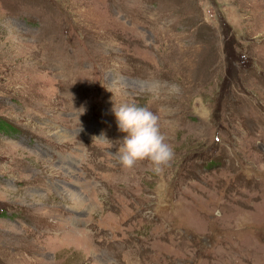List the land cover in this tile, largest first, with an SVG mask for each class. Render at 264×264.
Masks as SVG:
<instances>
[{"label":"rangeland","instance_id":"1","mask_svg":"<svg viewBox=\"0 0 264 264\" xmlns=\"http://www.w3.org/2000/svg\"><path fill=\"white\" fill-rule=\"evenodd\" d=\"M1 121L0 264H264V0H0Z\"/></svg>","mask_w":264,"mask_h":264},{"label":"clouds","instance_id":"2","mask_svg":"<svg viewBox=\"0 0 264 264\" xmlns=\"http://www.w3.org/2000/svg\"><path fill=\"white\" fill-rule=\"evenodd\" d=\"M118 127L127 136L120 142L119 161L126 169L140 161H149L155 172L162 171L174 159V149L161 131L159 116L148 106L134 101L113 108Z\"/></svg>","mask_w":264,"mask_h":264},{"label":"trees","instance_id":"3","mask_svg":"<svg viewBox=\"0 0 264 264\" xmlns=\"http://www.w3.org/2000/svg\"><path fill=\"white\" fill-rule=\"evenodd\" d=\"M0 125H1V127L0 128H2V129H5V130H11V129H13L11 126V124H7V123H5V122H0ZM7 128V129H6Z\"/></svg>","mask_w":264,"mask_h":264}]
</instances>
